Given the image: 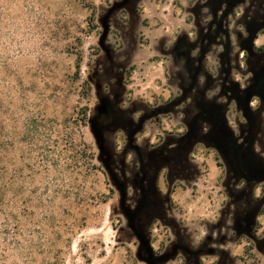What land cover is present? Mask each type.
Instances as JSON below:
<instances>
[{"label": "rangeland", "instance_id": "1", "mask_svg": "<svg viewBox=\"0 0 264 264\" xmlns=\"http://www.w3.org/2000/svg\"><path fill=\"white\" fill-rule=\"evenodd\" d=\"M263 41L264 0H0V264H264Z\"/></svg>", "mask_w": 264, "mask_h": 264}, {"label": "flooded vegetation", "instance_id": "2", "mask_svg": "<svg viewBox=\"0 0 264 264\" xmlns=\"http://www.w3.org/2000/svg\"><path fill=\"white\" fill-rule=\"evenodd\" d=\"M255 50L256 51H258V52H264V41H263V43L261 44V45H259L258 47H256L255 48ZM247 97H248V94H247ZM247 97H246V99H247ZM249 101H250V99H249ZM206 114V113H205ZM205 115H201V117H200V120H199V122H198V126H199V128L200 129H203V127H204V130L206 129V124H203V121L204 122H206V119L207 118H205L204 117ZM210 129V127H207V129L206 130H209ZM180 133H184V132H186V130L185 131H179ZM201 134H203V132H201ZM248 139L250 140V136L249 135H245V138H242L241 139V142H240V146H246V143L248 142ZM199 144V143H198ZM198 144H196L195 145V147H194V149L193 150H195V148L198 146ZM209 150H213L214 152L216 151L217 152V150L214 148V149H209ZM193 154V153H192ZM255 155V154H254ZM239 157H241L240 155H239ZM245 157V156H244ZM255 157L257 158V164H258V169L254 172V176H253V178H251V175L250 174H252V172L250 171V170H248V171H245L244 169H237L236 171H235V174H237V175H239V180H245V179H247L248 180V178L250 177L251 179H252V181H258V183L257 184H261V187H260V193H261V191L264 189V158H262V159H260L257 155H255ZM259 160V161H258ZM163 162H157V164H162ZM221 164V163H220ZM163 165V164H162ZM164 166V165H163ZM164 170V169H163ZM162 170V171H163ZM162 171H160L159 173H158V175L156 174L155 175V179H156V182H157V185L161 188V182H160V180L163 178L162 176L163 175H161L163 172ZM144 173H146V171H144ZM146 178V175L144 174V179ZM168 184V183H167ZM175 184H176V182L175 183H173L172 184V186H171V192L173 191V189H174V187H175ZM169 201H170V194H169ZM170 205H171V202H170ZM264 214V204H263V206L261 205V207H260V209L258 210V213H257V217H258V221H256V227L253 229V236H254V239L255 240H257V239H260V238H262L263 236H264V229H262L261 230V228H262V221H261V219H260V217L262 216ZM155 220H157V219H155ZM155 222V221H154ZM258 226V227H257ZM154 227H155V225L154 224H152V225H150V228H149V233L151 234V232L154 230ZM158 251V253H160V252H162V251H160V250H157Z\"/></svg>", "mask_w": 264, "mask_h": 264}, {"label": "water", "instance_id": "3", "mask_svg": "<svg viewBox=\"0 0 264 264\" xmlns=\"http://www.w3.org/2000/svg\"><path fill=\"white\" fill-rule=\"evenodd\" d=\"M250 96H251V95L249 94L248 97H247V100H248V101H249V99H250Z\"/></svg>", "mask_w": 264, "mask_h": 264}]
</instances>
